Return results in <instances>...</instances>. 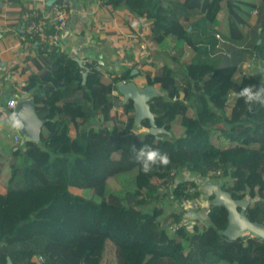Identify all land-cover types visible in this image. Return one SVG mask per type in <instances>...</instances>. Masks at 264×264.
Returning a JSON list of instances; mask_svg holds the SVG:
<instances>
[{"label": "trees", "instance_id": "obj_1", "mask_svg": "<svg viewBox=\"0 0 264 264\" xmlns=\"http://www.w3.org/2000/svg\"><path fill=\"white\" fill-rule=\"evenodd\" d=\"M99 2L110 16L125 10L146 21L148 34L136 39L148 48L149 43L164 45L173 65L137 62L118 73L93 62L82 68L48 40L61 33L51 20L43 19V37L25 34L33 48L22 68L26 79L21 92L33 99L45 123L41 145L17 144L10 148L9 160L0 156V178L8 192L28 196L26 208L33 201L40 206L11 231L0 232V264H264V241L250 236L228 240L222 233L227 210L215 204L220 191L235 200L250 198L248 217L264 224V106L238 97L244 86L258 89L264 77L255 71L234 80L247 56L264 62V0L258 5L247 0ZM32 5L29 1L23 11L33 15L27 17L28 27L42 19L41 11L29 9ZM187 51L192 54L186 60ZM120 81L167 91V97L149 103L166 134L148 133V121L143 122L147 132H136L133 103L122 105L112 96ZM132 145L167 153L170 163L145 174ZM182 171L201 178L221 171L212 176L221 190L206 198V226L185 225L190 208L183 201L195 204L203 193L195 182L176 183ZM75 190L88 193L95 210L94 218L86 212L79 216L80 233L65 228L64 220L43 218L60 209L70 214L69 203L61 198ZM47 193L51 200L45 204ZM170 198L175 208L172 204L167 213L163 203ZM212 217L222 221V229Z\"/></svg>", "mask_w": 264, "mask_h": 264}, {"label": "crops", "instance_id": "obj_2", "mask_svg": "<svg viewBox=\"0 0 264 264\" xmlns=\"http://www.w3.org/2000/svg\"><path fill=\"white\" fill-rule=\"evenodd\" d=\"M59 1L67 3V8L61 9L62 11L60 10V13L64 16V25L61 27L62 29L59 28L60 25L58 26L61 31L59 35L50 37L48 40L51 43L57 44V52L66 53L75 59L81 60L84 65L88 62H93L100 69H104V66H111V69L119 66L118 70H122L132 66L133 63L150 62L144 58L143 51L150 53L153 50L164 51V45L160 46L149 43L151 46L148 48L146 44L143 45L136 39L138 37L135 38L133 34L139 25L138 34H143L144 36L148 34V23L143 19H135L133 15H130L125 10L114 16H110L106 9L102 7L103 4L99 0ZM247 1L256 2L257 0ZM28 2L29 0H0V27L3 29L0 33V113L3 114L0 117V132H2L1 134L4 137L8 135L12 138L14 143L12 146L17 145L14 141V135L19 133V131L16 125L13 126V110L7 107V102L11 99L19 102L22 98L27 97L26 94L21 92V87L26 79V74L21 73L22 68L26 67L27 64L26 56L30 54L33 47L26 40L25 34L41 33L44 25L43 19H49L52 23L57 24L55 13L49 10L46 4L43 6L41 3L32 2L33 5L29 9L41 11L42 19L36 22V28H32L31 25L28 27L27 17H30L31 14L29 12H23L24 10L27 11L25 6H27ZM260 2L261 0H258L256 4L258 5ZM248 20L251 23L254 22L253 17ZM41 36L43 37L42 33ZM99 40L103 41L99 42ZM142 47H144V50ZM190 57L191 52L187 51L183 58L187 59ZM180 61L184 62L183 60ZM161 62L163 63L158 64L154 60L157 66L165 63L171 66L173 65L165 54H163V61ZM110 71L117 73L116 70ZM244 75H241L239 79ZM28 98L30 97L28 96ZM232 102L233 99H231ZM91 126L92 123L89 124V127ZM73 134L75 133L73 132ZM0 156L4 158L3 161H7L11 153L10 151L5 153L0 152ZM177 177H180V180L177 179L176 183L192 181L200 187L203 195L195 203H198V201L209 202L206 197L209 198L211 194L221 190L217 189L211 194L208 193V190H206L207 184L218 185V188H221L220 182L219 184L209 182L211 181L210 176L201 178L195 173L184 171L177 174ZM27 197L18 191L8 192L6 184L2 183L0 178V232L3 233L6 231V228H12L14 224L16 225L20 221L21 216H23V209L15 205H12L14 212H10L8 202L16 198L21 200L20 206L24 207V202L27 203L25 200ZM18 209H20L19 212Z\"/></svg>", "mask_w": 264, "mask_h": 264}, {"label": "water", "instance_id": "obj_3", "mask_svg": "<svg viewBox=\"0 0 264 264\" xmlns=\"http://www.w3.org/2000/svg\"><path fill=\"white\" fill-rule=\"evenodd\" d=\"M59 0H47L46 5L50 9ZM79 65L84 68L81 60H78ZM137 71L134 70L133 74ZM88 78L87 72L83 73V83H86ZM118 91L123 97L121 104L126 105L132 102L134 105V127L136 132H141L144 129V121L149 122L148 133L159 136L166 134L164 127L159 128L156 124V115L152 113L150 101L158 97H167V91L157 85H138L135 81L123 82L118 85ZM13 121L16 128L21 134L22 141L20 146L25 143L32 142L41 145V134L45 120H42L37 115L33 99L24 97L19 100L16 108L13 110ZM146 131V132H147ZM216 205L224 206L227 210V225L222 232L223 235L230 241H238L242 237L250 236L264 241V224L256 221H251L247 215L250 201L235 200L227 191H220L216 197Z\"/></svg>", "mask_w": 264, "mask_h": 264}, {"label": "rangeland", "instance_id": "obj_4", "mask_svg": "<svg viewBox=\"0 0 264 264\" xmlns=\"http://www.w3.org/2000/svg\"><path fill=\"white\" fill-rule=\"evenodd\" d=\"M253 1H256V0H253ZM139 26H138L136 32H134V34H133V35H135V38L140 35L137 32L139 30ZM142 49L144 50V47H142ZM163 54H164L163 50H158V51L153 50V52H151V53L148 51L147 52L143 51L144 58L147 59L148 61H150V63L154 62V60L157 61L158 64L163 63V62H161V61H163ZM250 56H247V58H246L247 61H244L240 64V71H238L236 74V75H238V79L240 78L241 75L250 74V73H253L255 71H262L263 77H264V62H263V60L259 59V60H257V62H255V60L252 59V56L251 57ZM187 59H189V58H187ZM103 68H104V70H107V71L116 70L117 73L121 71V70H118L119 66L117 68H113V69H111V66L110 67L104 66ZM128 68H130V67H128ZM1 133L2 132H0V152H2V153L9 152L10 148L12 147V144H14L13 140L10 136L6 135L5 132H4L6 135L5 137ZM176 178L180 180V177L179 178L176 177ZM210 180L211 181H209V182H215L216 184H219V181L217 179L210 177ZM215 186H217V187H215ZM215 186L207 184L206 190H208V193L211 194L215 190L220 189V188H218V185H215ZM49 195H50V193L45 194L44 198L42 199V200H44L45 204L51 200L49 197H47ZM65 196H66V194L63 197H65ZM246 200L250 201V198H246ZM61 202L69 203L70 214L63 209H60V211H56V212L47 214L43 218L49 222L64 220V221H66L65 223H63V225H65V228H69V229L74 228V229H76L75 233H80L81 230H84V229H82V227H81V226H83L82 220H80V221L78 220L79 216L86 212L87 216H89L91 218L95 217L94 216L95 210H93L94 208H92L90 206V196L88 193L75 190L73 192H69V195L66 196L65 198H61ZM8 203H9L8 209L10 212H14V207L12 205H15V206L23 209V212H22L23 216H21V218H23L22 220L27 219L30 216L31 212L35 211L36 208L37 207L39 208V206H40V204L39 203L37 204L36 201L30 202V204L28 205L27 208L25 206L21 207L20 204H17L14 200L11 202H8ZM163 204H164L165 211L167 213L172 211V209H171L172 204H173V207L175 208V206H174L175 204L172 201V198H170V201H167ZM209 206H210V202H204V201L203 202L198 201V203L189 204L187 208H190V210L187 213V218H189L190 224L193 223L192 225H194L196 223L198 225L206 226L208 224V222H207L208 215L206 214V211L208 210ZM19 211H20V209H18V212ZM21 218H20V220H21ZM212 219L215 222V224L218 226V228H220V229L223 228L224 225L218 217H212ZM13 226H15V224ZM13 226H12V229L14 228ZM34 228H36V230H37V229H39V226L36 225V227H34ZM10 229L11 228H6V231H11L12 229L11 230Z\"/></svg>", "mask_w": 264, "mask_h": 264}, {"label": "clouds", "instance_id": "obj_5", "mask_svg": "<svg viewBox=\"0 0 264 264\" xmlns=\"http://www.w3.org/2000/svg\"><path fill=\"white\" fill-rule=\"evenodd\" d=\"M234 80H240L238 79V75L234 76ZM238 97L243 98L248 105L260 104L264 106V83H261L258 89L254 86H244L238 92ZM249 110H251V108ZM13 126H15V122H13ZM140 131L143 132L144 129L141 128ZM133 134L139 136V133ZM131 152L134 160L141 164L145 174L151 172L155 165L166 167L170 163V157L167 153H161L159 150L153 149L148 145H144L140 148H136L135 145H132Z\"/></svg>", "mask_w": 264, "mask_h": 264}, {"label": "built area", "instance_id": "obj_6", "mask_svg": "<svg viewBox=\"0 0 264 264\" xmlns=\"http://www.w3.org/2000/svg\"><path fill=\"white\" fill-rule=\"evenodd\" d=\"M29 1L36 2V3H45L47 0H29ZM65 8H67V3H66V2H63V1H59V2H57L55 5H53V6L51 7L52 12L55 13V15H56V20H57L56 27H57V28H58L59 25H60L59 28L63 27V25H64V21H65V20H64V16H63L60 12L62 11L61 9H65ZM60 10H61V11H60ZM58 14H59V15H58ZM252 15H253L254 18H256V17L258 16V11H257V10H254V11L252 12ZM32 16H33V15H31L30 17H32ZM254 21H255V20H254ZM30 25H31L32 28H36V27H37V23L34 22V21H31ZM59 28H58V29H59ZM61 29H62V28H61ZM2 31H3V29L0 27V33H1ZM217 38H218L219 41L222 42V43L226 42V41H225L220 35H217ZM222 43H221L220 49H221L224 53H226V50L223 48ZM55 46L58 47L57 44H55ZM121 83H123V82H121V81L118 82V83H117V86L120 85ZM112 96L118 98L120 101H122V99H123V97L121 96V94L119 93V91L116 90V89L112 91ZM17 104H18V101H17V100H15V99H11V100H8V102H7V107H8L10 110H14V109L16 108ZM114 110L116 111V109H114ZM14 141H15L16 144H20V143H21L22 138H21V135H20L19 133H17V134L14 135ZM220 173H221V171L212 172V173H210V177H212L213 175H220ZM164 191H165V188H164V187L160 188V192H164ZM189 192H190V193H194V192H195V188H194V187H190ZM170 194H171V191H170ZM189 204H191V203H190L188 200H184V201H183V207H184V208L189 209V208H187ZM186 218H187V216H186ZM185 225H187V226L190 225V220H189V218H187V220H186V222H185ZM181 226H183V223L174 226V227L172 228L173 233H174V232H178V231H180L179 229H180ZM38 260H39L40 262H43L44 259H43L42 256H40V257L38 258Z\"/></svg>", "mask_w": 264, "mask_h": 264}, {"label": "bare ground", "instance_id": "obj_7", "mask_svg": "<svg viewBox=\"0 0 264 264\" xmlns=\"http://www.w3.org/2000/svg\"><path fill=\"white\" fill-rule=\"evenodd\" d=\"M47 2V1H46ZM46 2L45 3H42V4H46Z\"/></svg>", "mask_w": 264, "mask_h": 264}]
</instances>
